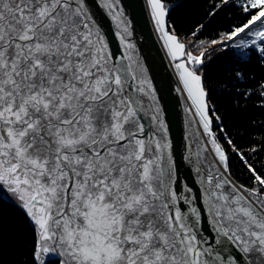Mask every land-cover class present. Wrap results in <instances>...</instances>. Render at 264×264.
Here are the masks:
<instances>
[{
	"label": "snow or ice",
	"instance_id": "6c2138e0",
	"mask_svg": "<svg viewBox=\"0 0 264 264\" xmlns=\"http://www.w3.org/2000/svg\"><path fill=\"white\" fill-rule=\"evenodd\" d=\"M115 2L102 0L124 54L109 50L85 0H0V184L38 230L34 260L44 264L52 253L60 264H225L224 251L238 250L242 256L228 264H264V178L251 165L260 189L207 177L203 201L221 238L213 249L200 231L201 213L173 189L168 130L149 107L151 82L126 54L133 46L125 44L128 26ZM148 2L175 47L173 59L187 56L176 68L227 171L201 77L188 67L202 59L165 30L162 0ZM241 10L249 18L227 39L254 37L250 45L264 60V0H243Z\"/></svg>",
	"mask_w": 264,
	"mask_h": 264
},
{
	"label": "trees",
	"instance_id": "16d2710c",
	"mask_svg": "<svg viewBox=\"0 0 264 264\" xmlns=\"http://www.w3.org/2000/svg\"><path fill=\"white\" fill-rule=\"evenodd\" d=\"M162 2L168 13V30L185 46V53L202 59L188 67L202 77L211 110V132L228 158L225 172L240 188L260 189L249 165L264 178V60L250 45L254 37L242 33L227 39L249 18L241 10L243 0L227 4L223 0ZM258 26L259 22L252 31ZM184 61L187 64L186 55ZM37 242V230L26 213L0 197V264H39L33 256ZM44 264L60 262L53 256Z\"/></svg>",
	"mask_w": 264,
	"mask_h": 264
},
{
	"label": "water",
	"instance_id": "95a60500",
	"mask_svg": "<svg viewBox=\"0 0 264 264\" xmlns=\"http://www.w3.org/2000/svg\"><path fill=\"white\" fill-rule=\"evenodd\" d=\"M104 2H109V0H104ZM85 3L89 13L104 33L109 50L112 53L124 54L126 49L117 34L116 22L108 14V9L104 7L102 0H85ZM114 6L119 9V13L127 22L128 34L125 44L130 43L133 48L126 54L131 55L133 61L139 63L145 76L151 82L155 99L149 107L155 105L158 108L160 118L168 130L167 139L172 146L171 155L175 164L173 189L189 197L192 201L191 206L197 207L201 213L200 231L212 248L218 249L221 245L215 241L221 238L216 236L212 230V218L208 214V204L203 201L207 177L210 174L214 177L219 176L237 188L240 187L227 175L222 163L213 155L205 139L199 126L202 122L196 112V107L189 99L188 92L180 79V72L176 68L178 63L186 64L184 57L173 59L172 52L176 51L175 47L171 41L167 40L163 31L157 30L148 0H116ZM165 20V30L178 41L177 36L168 30L167 16ZM172 61L176 63L175 66ZM201 85L203 87L202 77ZM144 123L148 125L150 122L145 118ZM181 189H183L182 192ZM228 190L226 186L225 191ZM0 192L20 201L7 185L0 184ZM243 195L249 196L245 192ZM178 206L188 207L183 204ZM223 256L234 260L236 256H242V254L238 250H225ZM55 258L60 261L59 257ZM228 259L225 260V264H228Z\"/></svg>",
	"mask_w": 264,
	"mask_h": 264
},
{
	"label": "rangeland",
	"instance_id": "374dc122",
	"mask_svg": "<svg viewBox=\"0 0 264 264\" xmlns=\"http://www.w3.org/2000/svg\"><path fill=\"white\" fill-rule=\"evenodd\" d=\"M157 30H158V29H157ZM172 63H173V66L176 65V63H175L174 61H172ZM191 112H192V111H191ZM193 115H194V114H193ZM199 126H200V128L202 129V131H203V134H204V136H205V139H206V141H207V143H208V145H209L211 151L213 152V154L215 155V157H217L216 154H215L214 149L212 148L211 139H210V137H208L207 133H205V131H204L203 124L201 123V124H199ZM217 159H219V158L217 157ZM245 193H246V192H245ZM247 194L249 195V197H250L252 200H256V199H257V197H255V196H251L250 193H247ZM0 197L4 198L5 200H8V201H11V202L15 203L17 207H19L21 210H23V211L26 213V210L23 209L21 202L18 201L17 199H15V198H13V197H10V196H8V195H6V194H4V193H1V192H0ZM262 199H264V198H262ZM26 215H27V214H26ZM27 216H28V215H27ZM28 218H29V217H28ZM29 219H30V218H29ZM30 221H31V222L33 223V225H34V222H33L31 219H30ZM34 226H35V225H34ZM35 228H36V227H35ZM36 230H37V229H36ZM37 233H38V230H37ZM49 256H54V254L49 253V254L43 256L42 258L44 259V262L48 259ZM59 262H60V261H59Z\"/></svg>",
	"mask_w": 264,
	"mask_h": 264
},
{
	"label": "bare ground",
	"instance_id": "6f19581e",
	"mask_svg": "<svg viewBox=\"0 0 264 264\" xmlns=\"http://www.w3.org/2000/svg\"><path fill=\"white\" fill-rule=\"evenodd\" d=\"M213 153V152H212ZM214 155V154H213ZM215 156V155H214Z\"/></svg>",
	"mask_w": 264,
	"mask_h": 264
}]
</instances>
